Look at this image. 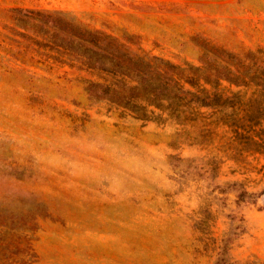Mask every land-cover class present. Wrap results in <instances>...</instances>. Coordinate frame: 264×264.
<instances>
[{
    "label": "rangeland",
    "instance_id": "1",
    "mask_svg": "<svg viewBox=\"0 0 264 264\" xmlns=\"http://www.w3.org/2000/svg\"><path fill=\"white\" fill-rule=\"evenodd\" d=\"M88 31L186 74L251 64L264 0H0V264H216L228 237L220 264H264V156L211 132L210 108L139 118L134 82L84 64Z\"/></svg>",
    "mask_w": 264,
    "mask_h": 264
},
{
    "label": "trees",
    "instance_id": "2",
    "mask_svg": "<svg viewBox=\"0 0 264 264\" xmlns=\"http://www.w3.org/2000/svg\"><path fill=\"white\" fill-rule=\"evenodd\" d=\"M86 36L82 38L87 54L84 64L90 70L134 82L133 88L140 92L137 95L141 102L139 118L157 121L174 118L179 124H187L203 116L202 108H210L213 110L208 117L211 120L206 125L211 132L220 126L227 127L234 134L232 145L235 142L239 155L264 156V60L259 59L261 57L246 64L227 52L226 60L204 61V65L197 67L189 65L193 73L186 74L183 67L158 56L134 52L104 32L88 31ZM224 81L229 86L223 85ZM182 82L196 90L186 88ZM231 85L239 89L232 90ZM149 106L168 112L169 117L162 118V113H156ZM234 160L241 161L237 157ZM232 189L238 192V204L246 202L253 194L243 183H233ZM231 220L229 232L235 236L244 233L243 218L235 214ZM231 239L224 240L216 264L231 262L228 249Z\"/></svg>",
    "mask_w": 264,
    "mask_h": 264
}]
</instances>
